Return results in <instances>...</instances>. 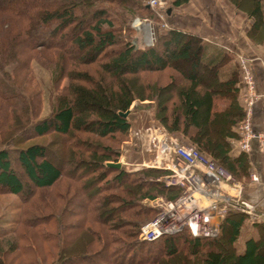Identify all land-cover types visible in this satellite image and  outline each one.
Here are the masks:
<instances>
[{
    "label": "trees",
    "instance_id": "trees-1",
    "mask_svg": "<svg viewBox=\"0 0 264 264\" xmlns=\"http://www.w3.org/2000/svg\"><path fill=\"white\" fill-rule=\"evenodd\" d=\"M147 1L25 0L23 9L0 1V194L22 198L26 180L48 212L45 216L39 206L23 201L16 232L18 227H28L53 245L56 254L47 255L50 264H115V260L117 264L125 260L126 264H185L191 259L196 264H264V221L250 222L258 238L246 233L245 251L239 254L236 243L249 219L234 211L224 220L216 238H196L185 230L152 243L139 240L141 227L159 212L143 202L156 198L176 201L182 190L158 181L170 173L168 170L143 168L131 172L107 166L122 157L120 148L131 136L130 110L136 111L135 103L149 101L151 117L165 135L198 149L237 181L251 175L250 155L230 142L239 140L245 115L239 69L230 79L222 80L220 65L205 62L202 37L177 29L160 33L161 27L156 24L154 44L139 49L133 42V19L141 15L161 22ZM189 1L172 0L170 10ZM231 1L237 8L244 4L250 8V17L255 20L250 36L264 35V0ZM50 26L49 40L30 42ZM64 41L69 42L67 46ZM73 48L83 51L84 57L71 61ZM37 53L52 73L53 102L48 118H41L40 88L28 85L35 80L32 61ZM154 74L158 75L156 79H148ZM66 79L68 83L64 84ZM163 79L168 82L163 84ZM26 81L31 83L25 85ZM169 90L173 99L167 95ZM127 112V118L120 115ZM52 134L68 138L61 143L60 160L52 158L45 145L29 143L31 137ZM91 137L98 141L85 140ZM106 140L113 146L102 145ZM76 151L86 158L74 164V170L84 172L70 175L79 188L70 185L66 194H57L63 208L51 207L41 194L56 189L69 176L66 168L70 158H76ZM79 197H83L85 208L74 216L67 209ZM63 214L73 220L85 218L68 223L69 218L64 219ZM91 217L102 229H93L87 223ZM85 230L94 238L89 246L85 242L87 248L95 245L98 250L78 255L74 249L80 248H74L73 242ZM20 241L35 250L26 233L21 232ZM225 245L226 251L222 249ZM19 248L13 244L5 253L14 254ZM146 248L156 249L151 259L135 255L136 249ZM45 260L33 256L28 264L48 263Z\"/></svg>",
    "mask_w": 264,
    "mask_h": 264
},
{
    "label": "rangeland",
    "instance_id": "rangeland-1",
    "mask_svg": "<svg viewBox=\"0 0 264 264\" xmlns=\"http://www.w3.org/2000/svg\"><path fill=\"white\" fill-rule=\"evenodd\" d=\"M1 1V0H0ZM7 1L6 3L15 8V9H23V6L25 4H23V2H25V0H5ZM171 3L172 0H166V4L164 7L160 8V9H152L153 13L156 17H158L161 22L160 23H156L153 19L151 18H147V17H141V15H138L137 17H135L133 19V21L131 22V26L134 28L136 34L134 36V44L139 48V49H144L146 47L152 46L155 42V38L153 36V26H155V24L157 26H160L161 30L160 33H164L169 29H172L169 23V19L170 16L167 15V12L171 9ZM147 5V3H146ZM245 5V4H244ZM247 8H249L247 6ZM250 10V8H249ZM140 24V25H139ZM166 25L167 27L164 28L163 25ZM52 26L50 27H44L43 31L40 33H37L35 37H33L31 39V43L33 42H37V41H41V40H49L48 34L49 31H51ZM58 41L57 39H50V41ZM68 41H64L63 44L65 46L68 45ZM171 44V43H170ZM171 49H175V44L172 43L170 45ZM36 51L38 52H44L43 49H37ZM48 54V53H47ZM46 54V55H47ZM50 55V54H49ZM84 53L83 51H80L77 48H73V50L71 51L70 54V59L72 60H77L79 58H83L84 57ZM55 59V58H54ZM233 63V61H232ZM32 71H33V77H34V82L31 83L26 81L25 85L28 84L30 86V88L32 89H36V87L40 88V91L42 93V112H41V118H48L50 117L51 113H52V102H53V82H52V73L51 71H49L46 67H44L42 65V62L40 60V56L37 55L33 58L32 61ZM200 75L202 74V71L200 72ZM158 75H148V79H156ZM204 77V76H203ZM166 82H168L166 79H163V84H165ZM68 83V79H66L64 81V84ZM207 83V82H206ZM207 85L209 87H211V83H207ZM172 90L168 91L167 95H170L169 98L173 99V92H171ZM1 104V101H0ZM136 104V111H133V108L130 110V112H132L131 115V122H132V132H131V136L128 140V142H126L125 144L122 145V147L120 148L121 152H122V157L120 159V161L118 163L122 164V168H127L129 171H138L141 170L143 168H158L159 167H163L164 164L160 165L159 160H160V156H159V146L157 144V140L152 139V141L149 139V133L147 132V130L150 127V124L152 123L151 120V115L148 112V109L146 107H144L143 105H141L140 103H135ZM0 117H1V113H0ZM151 120V122H150ZM73 136V135H72ZM75 136L77 137H81V135L76 134ZM31 140L29 141V143H40L45 145L49 150H50V154L51 157L54 159H61V143L64 141H68V138H60L58 135L52 134L48 137H43V138H39L37 136L35 137H31ZM85 140H90L92 142H97L98 139L95 137H91V139H85ZM89 142V143H92ZM102 145H108V146H113V144L106 140V141H101ZM2 147V145L0 144V148ZM76 158H70L69 160V164L66 168V173L69 174L68 177H65L63 179V181L56 187V189L47 191L43 194H41L46 200L47 202H49V205H51V207L54 205L55 207H59V208H63L64 207V203L61 202L60 200H58L57 198V194H66L68 191V188L70 185L73 186L74 189L79 188L77 183L72 181V177H70V175H77L79 173L84 172V169H78L74 170V164L76 161H78V159L83 158L86 160V158L82 157L80 152L76 151ZM14 169L20 174H22V171L16 167V165H13ZM167 176V175H166ZM166 176H163L161 178L158 179V181L163 183V180ZM74 180V179H73ZM26 190L22 196V198H19L17 196H13L10 194H0V249H2L1 253H0V264H28L29 260L31 258H33V256H35L36 258L41 257V259H46L45 262H48L46 264H50L48 260V258L50 256H47L49 254V252H52L53 254H56V250L54 249L53 245L44 242L40 239V237H38V235L35 233L34 230L29 229L28 227L22 226V227H18V231L16 232L17 229V223L19 220V215H20V208L23 205V201H25L26 204H34L39 206V208L44 212V214H46L45 216H48V212L44 209V207L40 204L39 202V197H34V188L33 186L26 181ZM90 192H87V194H89ZM83 197H79L76 199L75 204L70 206L67 210L70 212V214H74V216L76 215L77 212H80L82 210H84L85 208V204L84 201H82ZM160 199V198H156L155 200ZM164 199V198H162ZM151 202H154V200H146L144 201V205L148 206V207H153L155 209H157L155 206H153L151 204ZM33 207V206H32ZM158 210V209H157ZM64 219L68 220V223L73 222L75 223L76 220H79L82 216L76 217L75 220H73L70 217H68L66 214H63ZM82 218H85L84 216ZM81 218V219H82ZM78 222V221H77ZM251 221L247 220V226L246 229L244 230H250L249 224ZM90 226L93 227V229H102V226L95 223L94 220L91 218H88V222H87ZM145 225V224H144ZM143 225V226H144ZM142 226V227H143ZM141 227V228H142ZM49 230L51 232H54L52 229L49 228ZM89 231V230H88ZM88 231H82V233L77 234V236L75 237L74 240V248L79 247L80 249H74V250H78L77 254L78 255H84L86 253H93V251L98 250V247L93 246L92 251L89 250V248H87V245L89 246L91 243L94 242V238L92 236L91 233H89ZM21 232L26 233L32 240H33V245L35 247V250H33V248L28 249L27 245L25 244H21L20 241V235ZM250 231L247 232H243L241 238L239 239V241L236 243V249L237 252L239 254H243L245 251V238H246V233H248ZM256 231H254L253 237H256ZM77 231L75 230L76 234ZM251 234V233H250ZM83 236V238H85L86 240L84 241L83 238L81 237ZM20 242V244H19ZM85 242L87 243V245L85 244ZM20 245L21 248H19V250H17L16 253L14 254H7L5 253L6 251L10 250V247L12 245ZM222 249L226 251L227 247L226 245L223 247ZM136 256L140 255L142 257H147L148 259H151L154 254L156 253V249H149L146 248L144 250H139L136 249ZM35 251V252H33ZM68 256L71 257V254L67 253ZM38 255V257H37ZM179 260V259H178ZM112 261V259H111ZM181 261V260H180ZM51 262V261H50ZM179 261H173L174 263H177ZM119 263L118 260H115V264ZM126 260L123 262V264H126ZM162 264V263H161ZM184 264V263H183ZM185 264H196V262L194 260H190L188 263Z\"/></svg>",
    "mask_w": 264,
    "mask_h": 264
},
{
    "label": "built area",
    "instance_id": "built-area-1",
    "mask_svg": "<svg viewBox=\"0 0 264 264\" xmlns=\"http://www.w3.org/2000/svg\"><path fill=\"white\" fill-rule=\"evenodd\" d=\"M166 0H148L152 9L164 7ZM140 25V24H139ZM164 28L167 26L164 24ZM237 65L243 83V104L245 115L239 126L241 137L240 148L251 153L253 143L257 142L264 149V131L255 129V116L259 103L264 95L253 71L251 60L245 55L237 57ZM150 134L152 129H148ZM159 146V156L172 164L170 173L164 178L167 187L182 190V196L176 201L162 198L151 202L159 212L140 231L139 240L152 243L164 236H173L188 230L196 238H216L224 220L231 212H239L249 217L252 222L264 218L258 211V205L241 199H228L220 193L223 186H230L240 195L242 187L234 176L224 167L194 147L176 140L154 138ZM202 171V175L197 173ZM254 182L258 181L252 176Z\"/></svg>",
    "mask_w": 264,
    "mask_h": 264
},
{
    "label": "crops",
    "instance_id": "crops-1",
    "mask_svg": "<svg viewBox=\"0 0 264 264\" xmlns=\"http://www.w3.org/2000/svg\"><path fill=\"white\" fill-rule=\"evenodd\" d=\"M169 23L172 29L189 32L204 39L203 57L205 62L210 65H220L218 71L224 81L230 79L237 72V57L239 55L247 56L251 60L260 91L264 95V35L258 33L254 39L250 36L255 20L250 17V11L246 5L237 8L231 0H190L173 9ZM150 104L149 101H146L143 106L152 116ZM151 120L152 123L149 127L153 131L149 134L151 141L154 138L179 141L165 135L163 128L156 125L152 117ZM255 129L264 131V98L257 106ZM230 142L235 149L241 150L240 134L239 140ZM248 154L251 158V175L243 177L240 181L235 179L242 187L241 194L239 195L238 192L226 185L220 189V193L228 199H241L258 205L259 213L264 215V149L254 142L253 149ZM159 163L160 165L164 164L163 167H159L160 169L171 171L168 168L172 164H168L161 158ZM197 173L203 174L200 170H197ZM253 175L258 178L257 182L253 181ZM260 220L264 221V218ZM249 221L251 220L249 219ZM247 231H250V236L253 237L252 233L256 230L250 228L245 232ZM255 233L256 237L253 238H258L257 231ZM244 240L246 241V238Z\"/></svg>",
    "mask_w": 264,
    "mask_h": 264
},
{
    "label": "water",
    "instance_id": "water-1",
    "mask_svg": "<svg viewBox=\"0 0 264 264\" xmlns=\"http://www.w3.org/2000/svg\"><path fill=\"white\" fill-rule=\"evenodd\" d=\"M171 13H172V11L169 10V11L167 12V15H168V16H171ZM129 114H130V112H127V113H125V114L121 113L120 115H121L122 117H124V118H127V117L129 116ZM107 166L110 167V168L117 169V170L122 169V164H121V163H109V164H107Z\"/></svg>",
    "mask_w": 264,
    "mask_h": 264
}]
</instances>
